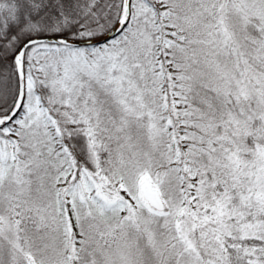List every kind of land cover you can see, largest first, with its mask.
<instances>
[{"label": "snow or ice", "instance_id": "1", "mask_svg": "<svg viewBox=\"0 0 264 264\" xmlns=\"http://www.w3.org/2000/svg\"><path fill=\"white\" fill-rule=\"evenodd\" d=\"M0 264H264V0H0Z\"/></svg>", "mask_w": 264, "mask_h": 264}]
</instances>
